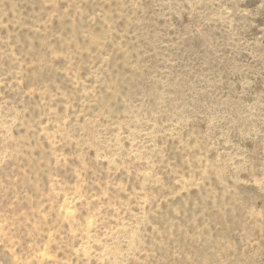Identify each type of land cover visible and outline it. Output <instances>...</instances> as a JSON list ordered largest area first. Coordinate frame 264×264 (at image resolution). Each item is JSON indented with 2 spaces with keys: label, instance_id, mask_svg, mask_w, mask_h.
I'll return each mask as SVG.
<instances>
[{
  "label": "rangeland",
  "instance_id": "obj_1",
  "mask_svg": "<svg viewBox=\"0 0 264 264\" xmlns=\"http://www.w3.org/2000/svg\"><path fill=\"white\" fill-rule=\"evenodd\" d=\"M0 264H264V0H0Z\"/></svg>",
  "mask_w": 264,
  "mask_h": 264
}]
</instances>
